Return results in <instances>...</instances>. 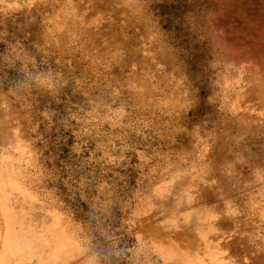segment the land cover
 <instances>
[{"label":"rangeland","instance_id":"rangeland-1","mask_svg":"<svg viewBox=\"0 0 264 264\" xmlns=\"http://www.w3.org/2000/svg\"><path fill=\"white\" fill-rule=\"evenodd\" d=\"M0 264H264V0H0Z\"/></svg>","mask_w":264,"mask_h":264}]
</instances>
